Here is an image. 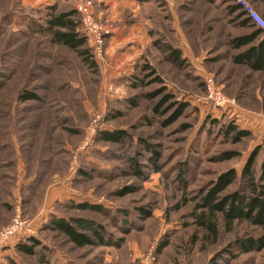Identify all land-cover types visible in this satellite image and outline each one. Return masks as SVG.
<instances>
[{
    "label": "rangeland",
    "instance_id": "374dc122",
    "mask_svg": "<svg viewBox=\"0 0 264 264\" xmlns=\"http://www.w3.org/2000/svg\"><path fill=\"white\" fill-rule=\"evenodd\" d=\"M88 1L91 21L112 32L102 60L94 57L96 69L36 27L45 25L50 7L63 13ZM249 1L263 16L264 5ZM228 6L227 0H0V234L20 215L31 229L25 239L43 245L27 257L15 254L13 243L0 261L8 255L22 264H264V250L242 253L239 245L263 231L243 223L230 233L221 229L211 243L192 216L221 174L234 168L241 175L254 151L257 165L264 156V75L233 63L239 51L229 42L245 30ZM170 46L183 63L168 58ZM145 64L175 97L162 113L154 110L161 85L143 72ZM133 81L138 88L129 86ZM25 93L39 99L25 102ZM218 97L228 107H216ZM229 125L251 135L226 133ZM106 130L135 141L103 142L99 132ZM136 139L161 155L160 171L146 182L130 166L131 159L148 164ZM81 203L105 211L71 208ZM53 219L95 244L80 248L44 229Z\"/></svg>",
    "mask_w": 264,
    "mask_h": 264
},
{
    "label": "trees",
    "instance_id": "16d2710c",
    "mask_svg": "<svg viewBox=\"0 0 264 264\" xmlns=\"http://www.w3.org/2000/svg\"><path fill=\"white\" fill-rule=\"evenodd\" d=\"M258 1L264 5V0ZM227 3L229 4L228 8L231 14L236 15V20L239 22L238 26L245 30V33L233 37L229 42L233 50L239 51V53L233 57V63L237 66H244L253 73H261L264 75V33L255 27L252 21L246 16L243 9L233 0H227ZM59 8L60 7L57 6L50 7L51 12L46 19L45 25H36V27L39 28V32L48 36L54 45L74 52L89 68L96 69L97 64L94 59L93 49L87 37L81 33V18L76 9L57 13ZM168 58L176 64L184 62V60H182V52L171 46L168 47ZM148 70L151 71L150 75L148 73V77L156 76L154 80L161 85V89L156 95L157 97H161V101H159L160 106H156L154 110L157 113H162L160 110L161 105L173 102L175 97L168 91V86H165L160 76L145 64L143 72H149ZM129 84L131 88H138V83L135 81ZM156 96L154 97L151 94L147 95V97L150 98H157ZM38 99V96L32 93H25L23 95V100L25 102L36 101ZM187 109L188 105L182 103L180 110L184 112ZM118 117L119 116L116 115L113 116V118ZM210 122L216 125V121L211 120ZM225 132L236 135L241 139L251 135L250 131L238 129L233 125H229ZM99 137L103 142L111 144H124L127 140L131 144L135 141L133 139L134 137L125 131H100ZM136 140L137 145L147 151L142 158L148 160V164L143 166L140 164V159H131L130 166L134 176L141 182H146L151 174L160 171L161 167L159 164L161 155L155 149L156 146L148 145L146 142L142 141V139ZM258 157L259 155L256 150V152L254 151L253 155L249 157L241 175L232 168L221 174L220 177L212 183L211 189L205 193H201L199 197L200 201L195 206L192 216L195 225L206 233L205 240L207 242L211 241V243H216L221 229L230 233L236 225L243 223H247L264 232V156L259 165H257ZM185 166V164L182 165L180 173L178 174L179 180L182 181L187 175V171L184 169ZM145 169L147 170L145 171ZM239 184L241 186L239 190H230L232 187ZM71 208L89 212L102 213L105 211L99 205H91L88 203H81L76 206L72 205ZM44 229L63 234L70 243L80 248L95 244V240L91 239L86 234L78 232L73 225L64 222V220L57 222L53 219L51 224ZM94 237H97L101 243L104 242L98 234H94ZM25 238L26 237L16 241L17 243L13 242L14 244L16 243L12 246L15 254L27 257L36 256L37 249L43 246L42 243L35 237L30 236L27 237V239ZM11 244L2 249V252L9 250L8 248H12ZM239 245L242 253L261 252L264 250V235L242 239ZM230 255L233 254L230 253ZM0 264L22 263H18V261L7 255L0 261Z\"/></svg>",
    "mask_w": 264,
    "mask_h": 264
},
{
    "label": "built area",
    "instance_id": "2783aa9c",
    "mask_svg": "<svg viewBox=\"0 0 264 264\" xmlns=\"http://www.w3.org/2000/svg\"><path fill=\"white\" fill-rule=\"evenodd\" d=\"M237 5H239L246 16L252 21L255 27L261 30L264 33V17L255 9L253 4L249 0H233ZM91 6V2L81 3L76 7V11L81 17V33L85 37H87L90 46L93 49L94 57L96 60H102L103 50L106 45L107 36L112 34L111 31L103 30L99 28L95 22L91 21L90 16H88L87 12L89 7ZM206 84L210 87V98L213 96L212 85L209 80H206ZM123 85L127 86L128 82L126 81ZM216 107L224 108L228 107V103L224 98L218 97L217 99H213ZM27 232L31 233V229L28 226V223L23 221L20 215H18L13 225L4 229L0 234V249H4L8 247L11 243L19 241L20 239L27 235Z\"/></svg>",
    "mask_w": 264,
    "mask_h": 264
},
{
    "label": "crops",
    "instance_id": "0c3cea01",
    "mask_svg": "<svg viewBox=\"0 0 264 264\" xmlns=\"http://www.w3.org/2000/svg\"><path fill=\"white\" fill-rule=\"evenodd\" d=\"M257 5V4H256ZM259 8H260V6H259ZM261 9V8H260ZM261 12H262V14H263V16H264V10H261ZM2 252V249H0V253ZM5 254H7V251H5L4 252ZM0 257H1V254H0Z\"/></svg>",
    "mask_w": 264,
    "mask_h": 264
}]
</instances>
